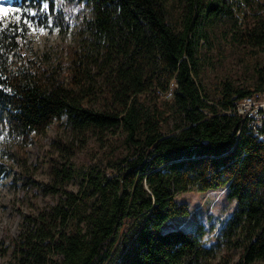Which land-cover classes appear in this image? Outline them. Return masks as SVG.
<instances>
[{
  "label": "trees",
  "instance_id": "1",
  "mask_svg": "<svg viewBox=\"0 0 264 264\" xmlns=\"http://www.w3.org/2000/svg\"><path fill=\"white\" fill-rule=\"evenodd\" d=\"M14 1L78 27L52 57L0 20V136L25 147L65 127L49 181L34 180L55 201L25 216L0 264H264V127L228 112L264 90V0ZM220 37L252 79L205 83ZM217 189L237 207L216 241L206 226L165 227L190 213L180 193Z\"/></svg>",
  "mask_w": 264,
  "mask_h": 264
},
{
  "label": "rangeland",
  "instance_id": "2",
  "mask_svg": "<svg viewBox=\"0 0 264 264\" xmlns=\"http://www.w3.org/2000/svg\"><path fill=\"white\" fill-rule=\"evenodd\" d=\"M0 6V13L13 8L23 10L19 15L26 16L30 24L23 19L16 20L14 14L4 16L3 20L24 24L25 32L39 53L45 52L55 57L63 52L64 45H71L75 41L78 20L74 18L68 25L64 21L55 23L49 16L48 4L47 7L43 4L38 10L31 9L34 12L25 11L14 0H0ZM206 55L207 63L202 75L209 88L215 86L218 76L230 75L239 83L252 79V71L228 38L220 37ZM160 94L162 97L166 95L163 92ZM61 132L65 133V127L61 126L58 130L52 126L47 134L33 136L25 147L20 142L0 136V261L11 259L12 240L20 234L25 216L38 213L55 201L51 194L41 190L40 184L49 181V159L55 153L53 142L59 134L62 135ZM89 156V152L85 151L79 161H90ZM26 167H31L34 179L26 174ZM70 188L77 190L78 185L71 184ZM178 199L189 205L190 213L175 216L165 227L184 226L192 230L206 226L204 240L208 244L218 239L221 227L237 207V201L229 199L227 189L190 190L180 193Z\"/></svg>",
  "mask_w": 264,
  "mask_h": 264
},
{
  "label": "built area",
  "instance_id": "3",
  "mask_svg": "<svg viewBox=\"0 0 264 264\" xmlns=\"http://www.w3.org/2000/svg\"><path fill=\"white\" fill-rule=\"evenodd\" d=\"M173 89L174 83H172L170 90L164 92L165 97L172 99L174 96ZM228 112L241 115L244 122H247L250 131L254 134H260L264 127V90H256L252 94L237 100L236 105Z\"/></svg>",
  "mask_w": 264,
  "mask_h": 264
},
{
  "label": "snow or ice",
  "instance_id": "4",
  "mask_svg": "<svg viewBox=\"0 0 264 264\" xmlns=\"http://www.w3.org/2000/svg\"><path fill=\"white\" fill-rule=\"evenodd\" d=\"M0 7H2V6H0ZM45 7H47V4H45ZM21 11H23V10L17 9V8L9 9L8 11H5L3 13H0V20H3L4 16L14 14L16 20L19 21V20L23 19L26 23H29L30 24L31 21L28 20V18L26 16L22 17L21 15H19V13ZM29 11H33L34 12V10H31V9ZM4 23H7V21L4 20ZM40 30L43 31V29H40Z\"/></svg>",
  "mask_w": 264,
  "mask_h": 264
}]
</instances>
